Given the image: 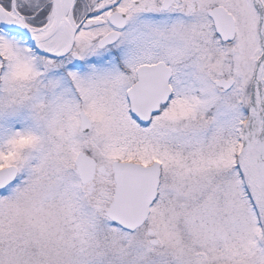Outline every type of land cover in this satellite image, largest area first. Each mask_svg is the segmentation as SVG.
I'll list each match as a JSON object with an SVG mask.
<instances>
[{"label": "snow or ice", "instance_id": "1", "mask_svg": "<svg viewBox=\"0 0 264 264\" xmlns=\"http://www.w3.org/2000/svg\"><path fill=\"white\" fill-rule=\"evenodd\" d=\"M0 264H264V0H0Z\"/></svg>", "mask_w": 264, "mask_h": 264}]
</instances>
